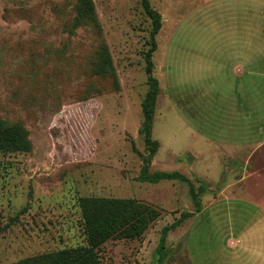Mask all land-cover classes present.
<instances>
[{
    "label": "rangeland",
    "instance_id": "obj_1",
    "mask_svg": "<svg viewBox=\"0 0 264 264\" xmlns=\"http://www.w3.org/2000/svg\"><path fill=\"white\" fill-rule=\"evenodd\" d=\"M92 1L97 24L81 23L78 0H0V121L23 127L31 143L27 153L0 152V264L86 247L82 199L136 200L161 213L141 239L108 241L101 264H159L162 230L184 213L191 216L169 233L164 264H264V223L246 202L233 220L202 211L224 184L221 167L230 166L212 150L224 135L221 113L238 100L234 84L219 76L202 83L203 69L187 66V49L201 57L215 43L200 11L190 0H149L164 14L153 62L165 97L150 174H179L196 191L206 186L197 212L181 180L138 179L143 163L133 144L144 155L139 131L152 44L141 0ZM105 51L114 76L101 68Z\"/></svg>",
    "mask_w": 264,
    "mask_h": 264
},
{
    "label": "crops",
    "instance_id": "obj_2",
    "mask_svg": "<svg viewBox=\"0 0 264 264\" xmlns=\"http://www.w3.org/2000/svg\"><path fill=\"white\" fill-rule=\"evenodd\" d=\"M190 2L195 11H200L197 16L208 26L215 43L202 47L206 54L201 57L193 55L198 49H187L192 52L187 66L203 69L201 74L205 79L202 83H208L216 76L225 78L234 84V96L238 100V106L221 113L219 131L224 135L216 150H212L216 155L212 157L218 158L219 165L230 166L221 167L224 184L202 211L212 209L217 220H233L232 213L246 202L254 215L257 214L253 219L264 223V0ZM159 13L163 18L164 14ZM192 59H200V63ZM161 99L165 97L160 92L156 112ZM196 156L203 157L199 153ZM229 175H234L233 184L226 183ZM241 195H246V198H239ZM226 245L231 250L238 248L235 240L229 239ZM190 264L193 263L190 261Z\"/></svg>",
    "mask_w": 264,
    "mask_h": 264
},
{
    "label": "trees",
    "instance_id": "obj_3",
    "mask_svg": "<svg viewBox=\"0 0 264 264\" xmlns=\"http://www.w3.org/2000/svg\"><path fill=\"white\" fill-rule=\"evenodd\" d=\"M78 13L81 23L95 20V8L92 0H78ZM142 8L147 18L152 23L150 34L151 47L145 56L148 91L142 102L143 122L139 134L142 136L146 155L133 149L142 159L143 167L139 181L158 183L161 181L181 180L190 187L193 201L197 206V212L201 210L200 195L206 192V186L196 191L192 182L179 174H150L152 160L160 148V143L153 139V128L156 114V106L161 89L159 81L155 78L154 55L157 51V37L163 26V18L152 8L149 0H141ZM98 26V25H97ZM101 33V28L99 27ZM104 67L110 75L114 76V67L111 57L107 51L104 53ZM31 150V143L26 130L17 125H9L0 121V152L2 153H27ZM80 208L85 222V232L88 245L66 249L56 253H49L35 258L26 259L17 264H101L100 249L110 240H139L150 226L155 223L161 213L149 204H143L136 200H106V199H82ZM190 213L182 214L181 218L169 227L162 230L160 243L157 249L159 264H164L167 258V238L170 232L174 231L190 217ZM2 229H0V234Z\"/></svg>",
    "mask_w": 264,
    "mask_h": 264
}]
</instances>
